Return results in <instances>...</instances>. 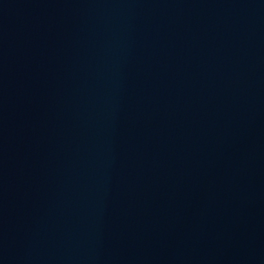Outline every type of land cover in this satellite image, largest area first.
<instances>
[{
  "label": "water",
  "instance_id": "95a60500",
  "mask_svg": "<svg viewBox=\"0 0 264 264\" xmlns=\"http://www.w3.org/2000/svg\"><path fill=\"white\" fill-rule=\"evenodd\" d=\"M0 264H264V0H0Z\"/></svg>",
  "mask_w": 264,
  "mask_h": 264
}]
</instances>
